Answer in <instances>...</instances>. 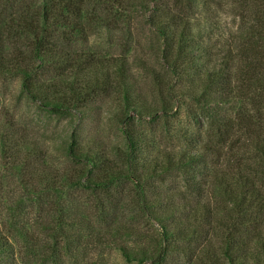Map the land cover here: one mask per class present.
I'll return each mask as SVG.
<instances>
[{
  "label": "trees",
  "instance_id": "trees-1",
  "mask_svg": "<svg viewBox=\"0 0 264 264\" xmlns=\"http://www.w3.org/2000/svg\"><path fill=\"white\" fill-rule=\"evenodd\" d=\"M222 5V0H0V71L57 119L78 122L92 105L113 99L110 116L123 138L108 152L69 130L58 146L63 165L56 167L48 166L40 147L15 139L12 129L2 138V158L24 194L0 211V264H66L62 252L68 255L80 240L72 229L100 225L112 236L131 237L134 229L109 215L127 209L130 201L117 202L126 183L160 231L150 246L121 245L122 255L130 263L168 264L190 234L174 205L177 197L159 193L155 185L174 172L193 192L209 188L224 264H264V0H232L240 17L238 35L219 53L206 38L210 17ZM133 12H142L159 39L158 66L137 60L153 78L151 98L134 76L130 38L115 40L112 34ZM102 30L110 33L106 41L97 40ZM8 50L12 71L5 69ZM180 98L192 102L206 128L199 134L184 130V147L154 150L141 119L160 112L168 117L172 101ZM77 190L93 197L92 217L81 211ZM30 206L41 217L36 225L23 219Z\"/></svg>",
  "mask_w": 264,
  "mask_h": 264
},
{
  "label": "rangeland",
  "instance_id": "rangeland-1",
  "mask_svg": "<svg viewBox=\"0 0 264 264\" xmlns=\"http://www.w3.org/2000/svg\"><path fill=\"white\" fill-rule=\"evenodd\" d=\"M223 5L216 8V16L212 17L207 25L208 38L206 40L213 46L214 50L221 53L224 47L233 42L238 35L240 17L235 16L236 11L231 7L232 0H222ZM128 23L116 32H112L115 40L130 38L131 49L130 62L140 90L143 95L151 98L155 92L153 78L147 74L139 65V59L150 66H158L160 54L158 50L159 39L153 29L142 15V12H133ZM199 15V14H198ZM7 31H5L6 33ZM109 32L102 30L98 41H106ZM7 45L12 46L9 32L5 34ZM115 50L119 49L114 47ZM11 53V54H10ZM5 69L12 71L15 67L12 50H8ZM6 72V71H5ZM5 75L0 71V141L8 139L11 129L14 131V138L22 142L40 147L41 155L46 154L48 166L63 165L61 157L57 156L58 146L63 137L72 129L80 134L84 143H88L96 150L110 151L113 145L123 143L121 133L113 120L111 110L115 101L110 99L92 105L86 113V117L77 122L75 119H57L49 111L43 109L38 103H34L20 93V85L16 78L10 74ZM173 111L164 117L162 112L155 118L145 116L141 119V125L145 129L154 150L177 149L185 146V138L182 137L184 130L199 134L204 132L206 120L189 100L183 98L172 101ZM206 143L219 148L221 153L228 152L227 147L221 148L216 140L204 137ZM1 143V142H0ZM152 155H154L152 153ZM8 156V155H7ZM216 153H213V159ZM18 178L9 169L7 161H4L0 152V211L8 209V205L24 194L23 188L18 184ZM157 191L163 194H174L177 197L174 205L181 208L180 215L183 227L189 228L190 234L186 241L180 242V254L173 253L168 264H198L202 260H220L224 264L219 252L218 219L215 212V205L209 188L200 193L193 192L186 188L183 177L180 173L174 172L165 176L163 180L155 181ZM131 185L126 183L117 192V202L128 203L127 209L121 207L119 211L109 214L111 218L117 219L119 225L131 226L134 229L130 237L124 234L112 236L107 233L103 226L96 225L91 230L79 228L75 231L79 241L72 243V252L62 257L66 264H136L128 262L122 255L119 247L126 245L131 248L150 246L154 237L158 235L159 225L154 220L143 214L137 204L133 201ZM77 202L80 203L81 211L89 217L93 207V197L84 190L74 192ZM119 203V202H118ZM123 206V205H120ZM28 214L25 218L30 223L41 221L40 214L35 207L27 208ZM42 215V214H41ZM43 216V215H42ZM179 216V214H178ZM191 227V229H190ZM98 229V230H97ZM37 239H41L42 233L35 229ZM46 238L43 240L45 241Z\"/></svg>",
  "mask_w": 264,
  "mask_h": 264
}]
</instances>
